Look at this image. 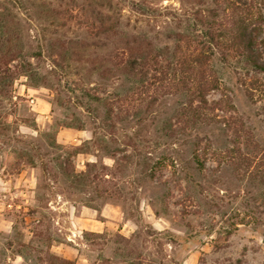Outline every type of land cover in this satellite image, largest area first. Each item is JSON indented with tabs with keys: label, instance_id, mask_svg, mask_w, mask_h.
Here are the masks:
<instances>
[{
	"label": "rangeland",
	"instance_id": "rangeland-1",
	"mask_svg": "<svg viewBox=\"0 0 264 264\" xmlns=\"http://www.w3.org/2000/svg\"><path fill=\"white\" fill-rule=\"evenodd\" d=\"M198 7L0 0V264H264V97L215 60L198 112L188 65L124 66Z\"/></svg>",
	"mask_w": 264,
	"mask_h": 264
},
{
	"label": "trees",
	"instance_id": "trees-1",
	"mask_svg": "<svg viewBox=\"0 0 264 264\" xmlns=\"http://www.w3.org/2000/svg\"><path fill=\"white\" fill-rule=\"evenodd\" d=\"M197 6L180 21L184 24L183 34L177 35L171 60H159L157 55H131L124 63L125 68L141 74L149 66H157L161 81L166 83L176 68L188 65L191 75L182 81V86L197 100L198 112L208 106L206 94L219 88V79L211 69L215 60L223 65L234 63L249 77L250 91L264 97V84L259 80L264 79V0H197ZM183 42L191 48L189 61L185 54L178 55ZM8 87L9 84L0 81L1 98L8 96ZM188 104L191 107V102ZM214 105L217 109L218 101Z\"/></svg>",
	"mask_w": 264,
	"mask_h": 264
}]
</instances>
